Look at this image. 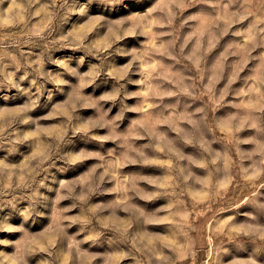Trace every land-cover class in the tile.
<instances>
[{
  "label": "rangeland",
  "instance_id": "rangeland-1",
  "mask_svg": "<svg viewBox=\"0 0 264 264\" xmlns=\"http://www.w3.org/2000/svg\"><path fill=\"white\" fill-rule=\"evenodd\" d=\"M0 264H264V0H0Z\"/></svg>",
  "mask_w": 264,
  "mask_h": 264
}]
</instances>
